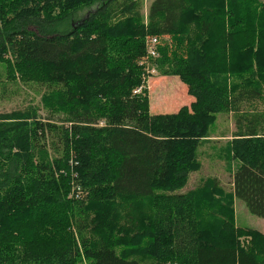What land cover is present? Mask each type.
<instances>
[{
  "label": "trees",
  "instance_id": "1",
  "mask_svg": "<svg viewBox=\"0 0 264 264\" xmlns=\"http://www.w3.org/2000/svg\"><path fill=\"white\" fill-rule=\"evenodd\" d=\"M142 7L0 0V79L34 84L39 103L0 114V264H264V236L237 228L231 208L264 220V113L252 111L264 102V0ZM149 68L190 103L151 115ZM222 114L234 120L231 192L206 179L176 194Z\"/></svg>",
  "mask_w": 264,
  "mask_h": 264
},
{
  "label": "rangeland",
  "instance_id": "2",
  "mask_svg": "<svg viewBox=\"0 0 264 264\" xmlns=\"http://www.w3.org/2000/svg\"><path fill=\"white\" fill-rule=\"evenodd\" d=\"M150 2L151 0H142V13L144 17H146ZM86 13V11L79 12L75 16V19H82ZM3 69V66L0 67V76H3ZM220 79L223 80L225 78L221 77ZM29 85L34 84L20 82L17 79V74H15L14 79L12 76L1 78L0 95L1 90H4L6 94L0 96V114L15 112L19 109L24 110L30 104L39 106L38 94L35 88H28ZM145 87L148 92L149 113L151 115L175 113L180 107L188 105L192 100L187 95L185 85L176 77H162L156 72V74L147 78ZM252 111L257 112L256 114L258 115L264 113V102H258ZM41 113L43 114L42 110ZM210 131L211 136L205 141H201L196 150L195 159L199 163V170L189 174L185 185L182 189L176 191V194L183 196L190 191H194L206 179H215L220 189L226 195L231 192L232 176L237 168V163L230 160V157L227 156L228 143L232 139V132H234V120L232 116L229 114L215 116ZM209 194L213 195L212 200L220 199V202H223V199H225V196L216 193V191L209 190L207 195ZM69 197H71V193ZM231 208L234 225L237 228L257 231L260 235L264 236V220L250 214L243 202L233 199ZM141 210V213L147 212L146 207ZM139 231H144V229L140 227ZM131 234V232L128 233L127 238H125L126 241L130 240ZM245 239L249 240L248 238ZM145 243V240H143L138 245L142 247ZM130 246L125 244L122 247Z\"/></svg>",
  "mask_w": 264,
  "mask_h": 264
},
{
  "label": "built area",
  "instance_id": "3",
  "mask_svg": "<svg viewBox=\"0 0 264 264\" xmlns=\"http://www.w3.org/2000/svg\"><path fill=\"white\" fill-rule=\"evenodd\" d=\"M157 47V39L156 38H147L145 41V48H146V57L147 59H154L157 57L156 52ZM148 65V63H146ZM156 74L154 68H149L147 71V75H154ZM135 93H139V90H136Z\"/></svg>",
  "mask_w": 264,
  "mask_h": 264
},
{
  "label": "crops",
  "instance_id": "4",
  "mask_svg": "<svg viewBox=\"0 0 264 264\" xmlns=\"http://www.w3.org/2000/svg\"><path fill=\"white\" fill-rule=\"evenodd\" d=\"M167 79V78H166ZM160 83V82H159Z\"/></svg>",
  "mask_w": 264,
  "mask_h": 264
}]
</instances>
